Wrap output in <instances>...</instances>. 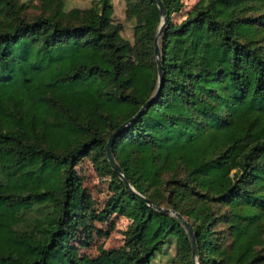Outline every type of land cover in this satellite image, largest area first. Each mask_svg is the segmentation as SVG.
Returning a JSON list of instances; mask_svg holds the SVG:
<instances>
[{"label": "trees", "instance_id": "1", "mask_svg": "<svg viewBox=\"0 0 264 264\" xmlns=\"http://www.w3.org/2000/svg\"><path fill=\"white\" fill-rule=\"evenodd\" d=\"M134 43L112 0L66 10L42 0L29 19L0 0V264H153L176 243L172 264H195L180 219L131 193L106 145L159 80L154 0H126ZM164 71L154 103L113 143L129 182L193 226L200 264H264V0H163ZM110 176L96 211L77 165ZM131 220L119 248L99 257L86 242L95 222ZM83 243V242H82Z\"/></svg>", "mask_w": 264, "mask_h": 264}, {"label": "rangeland", "instance_id": "2", "mask_svg": "<svg viewBox=\"0 0 264 264\" xmlns=\"http://www.w3.org/2000/svg\"><path fill=\"white\" fill-rule=\"evenodd\" d=\"M66 10L73 8H90L98 0H64ZM18 3L26 6L25 14L31 19L42 12V0H17ZM114 5V19L124 26L122 36L134 43V28L136 21L127 18L126 0H112ZM183 11L175 16L177 23L181 22L195 8L200 0H183ZM78 174L83 178V184L88 195L92 198V208L96 211L102 210L109 201L112 192L109 188L110 176H102L96 170L94 163L89 159H83L76 167ZM131 224V220L118 214L113 215L108 222H95L92 225L93 237L90 243L85 245V231L80 233L73 244L79 246L83 255L99 257L101 249L119 248L125 242V231ZM83 242V243H82ZM176 243H171L163 252L158 254L153 264H172L176 257Z\"/></svg>", "mask_w": 264, "mask_h": 264}, {"label": "water", "instance_id": "3", "mask_svg": "<svg viewBox=\"0 0 264 264\" xmlns=\"http://www.w3.org/2000/svg\"><path fill=\"white\" fill-rule=\"evenodd\" d=\"M154 1L158 6L159 11H160V15H161V24L159 26V29H158V32H157V35L155 38V56L157 58L158 73H159L158 86H157L154 94L145 102V104L142 106L140 111L135 116H133L130 120H128L126 123H124L122 126H120L113 134H111L109 141L106 145V149H107V153H108V160H109L112 168L123 179L126 187L130 190L131 193L138 196L143 202L147 203L153 209L158 210V211H162L166 214L173 215V216H175L181 220L183 226L187 229L188 233L190 234L195 264H200V254H199V248H198V243H197V237H196L195 230H194L193 226L179 212H177L173 209L161 207V206L153 203L149 198H147L146 196L141 194L139 191H137L135 189V187L129 182L127 177L125 176L124 172L122 171L121 167L117 163V160L115 159L114 154H113V143H114V140L117 137V135L120 132H122L124 129L129 127L132 123H134L154 103V101L158 98L159 92L162 88L164 71L162 68V60H161V37H162V35H163V33H164L168 23H169V16L166 12V8H165L163 0H154Z\"/></svg>", "mask_w": 264, "mask_h": 264}]
</instances>
